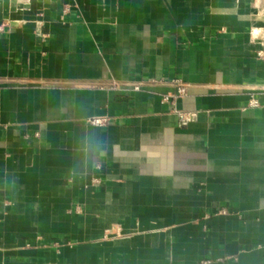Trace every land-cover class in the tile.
<instances>
[{
	"label": "crops",
	"instance_id": "obj_1",
	"mask_svg": "<svg viewBox=\"0 0 264 264\" xmlns=\"http://www.w3.org/2000/svg\"><path fill=\"white\" fill-rule=\"evenodd\" d=\"M262 51L264 0H0V264H264Z\"/></svg>",
	"mask_w": 264,
	"mask_h": 264
},
{
	"label": "built area",
	"instance_id": "obj_2",
	"mask_svg": "<svg viewBox=\"0 0 264 264\" xmlns=\"http://www.w3.org/2000/svg\"><path fill=\"white\" fill-rule=\"evenodd\" d=\"M258 56L262 60H264V51L259 52ZM173 87L175 89V91L173 93H168V94L163 96L162 101L164 103H172L175 100H177L178 98H181V97H183V96H185L187 94V87L183 83L182 80H180V79L174 80L173 81ZM136 90H138V88H136ZM174 112L177 114L178 120H179V124L182 125V126L188 124L194 118V114L193 113L181 112V111H178V110H175V109H174ZM89 122L93 126L102 125V120L99 119V118L91 119Z\"/></svg>",
	"mask_w": 264,
	"mask_h": 264
}]
</instances>
